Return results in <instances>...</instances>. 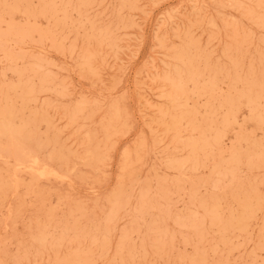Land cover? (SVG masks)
<instances>
[{"label": "rangeland", "instance_id": "obj_1", "mask_svg": "<svg viewBox=\"0 0 264 264\" xmlns=\"http://www.w3.org/2000/svg\"><path fill=\"white\" fill-rule=\"evenodd\" d=\"M0 264H264V0H0Z\"/></svg>", "mask_w": 264, "mask_h": 264}, {"label": "bare ground", "instance_id": "obj_2", "mask_svg": "<svg viewBox=\"0 0 264 264\" xmlns=\"http://www.w3.org/2000/svg\"><path fill=\"white\" fill-rule=\"evenodd\" d=\"M250 100V99H249ZM248 102V101H247ZM249 103V102H248ZM256 116V115H255ZM259 116V115H258ZM263 116V115H262ZM259 119V118H258Z\"/></svg>", "mask_w": 264, "mask_h": 264}]
</instances>
